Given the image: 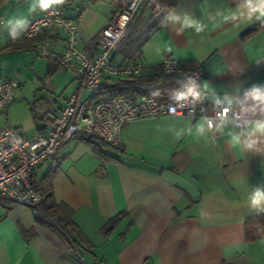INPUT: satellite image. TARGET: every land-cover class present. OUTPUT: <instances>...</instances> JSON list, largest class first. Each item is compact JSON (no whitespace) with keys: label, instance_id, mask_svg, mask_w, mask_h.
<instances>
[{"label":"crops","instance_id":"crops-1","mask_svg":"<svg viewBox=\"0 0 264 264\" xmlns=\"http://www.w3.org/2000/svg\"><path fill=\"white\" fill-rule=\"evenodd\" d=\"M243 2L179 0L131 59L144 64L143 75L162 66L166 57L204 69L200 89L209 107L236 105L235 94L249 83L264 91V28L241 37L264 17L249 16ZM54 5L77 20L86 50L113 15L111 0ZM39 8L36 4L31 10L32 0L0 5V72L19 81L13 100L0 113V127H13L27 138L45 134L71 94L91 98L98 92L80 89L74 68L39 54L44 45L63 49L59 29L43 28L27 39L22 30L16 39L9 35V17L27 21ZM185 18L195 23L185 26ZM18 40L24 45L18 47ZM122 47L114 51L116 60H131L124 58ZM26 78L36 82L32 95L24 89ZM118 78L106 75L102 84ZM18 107L38 114V121L31 115V135L13 116ZM258 123H264V115L253 113L242 130L229 119L209 129L202 118L163 115L126 123L117 146L100 139L98 145L85 139L66 142L55 160L38 166L32 183L51 176L55 202L71 209L75 244L69 246L37 221L31 206H8L0 199V264H264V233L255 221L264 209L248 203L253 189L264 188V130L256 128Z\"/></svg>","mask_w":264,"mask_h":264},{"label":"built area","instance_id":"built-area-1","mask_svg":"<svg viewBox=\"0 0 264 264\" xmlns=\"http://www.w3.org/2000/svg\"><path fill=\"white\" fill-rule=\"evenodd\" d=\"M143 0H126L113 14L95 37V45L86 50L80 44V33L76 19L63 15L59 6L52 5L46 11L39 8L27 20L22 36L36 37L43 28L59 29L64 36V46L55 51L46 45L39 54L50 63L65 68H74L78 85L82 90L97 91L105 76L131 77L141 74L144 64L137 59L119 62L114 51L127 35L132 19ZM165 74L175 75L178 88L163 96L159 90L150 95H113L101 99L81 98L71 94L51 118L45 134L33 138L21 135L10 126L0 127V199L35 207L41 200V193L32 186L35 171L47 160H55L63 144L79 141L83 134L94 136L103 142L120 144L122 127L139 118L163 115L202 118L209 129L224 119L242 130L253 118V113L230 105L209 107L200 89L205 76L202 68H187L175 58L163 59ZM19 81L0 72V113L13 100ZM192 88L198 96L188 94Z\"/></svg>","mask_w":264,"mask_h":264},{"label":"trees","instance_id":"trees-1","mask_svg":"<svg viewBox=\"0 0 264 264\" xmlns=\"http://www.w3.org/2000/svg\"><path fill=\"white\" fill-rule=\"evenodd\" d=\"M5 1L0 0V5ZM124 1L126 0H111L113 5L112 14H115L119 10ZM178 1L143 0L141 2L140 6L143 3L141 14L146 9H149L150 15L146 24L142 27L138 26V21L130 24L127 35L121 41L123 43L121 51L124 58H134L136 52L140 51L142 45L164 24L168 12ZM262 28H264V19L257 21L245 29L241 33V37L246 38ZM24 38L27 39L28 37ZM23 43V40H18L16 45L21 47L24 45ZM156 88L161 89L163 95L169 94L178 88L175 76L165 74L162 66H157L149 75H143L141 73L137 76L118 78L110 84L103 83L97 90L98 92H93L95 94L91 98L98 100L113 95H150ZM235 95L238 98V103L234 107L264 115V91L256 86L255 83L245 85ZM81 139H85L93 145L101 143L98 138L91 135L83 134L80 136ZM48 177L45 179V182L39 185L32 183L33 188L41 193V200L35 207H32L35 212V219L56 231L69 246L74 245L76 242L73 236L75 223L71 218V209L64 203L55 202L51 187V176L49 175ZM1 202L8 206L14 203V201L5 198H1ZM255 221L259 224V228L262 231H260V234L264 233V213L258 214L255 217Z\"/></svg>","mask_w":264,"mask_h":264},{"label":"clouds","instance_id":"clouds-1","mask_svg":"<svg viewBox=\"0 0 264 264\" xmlns=\"http://www.w3.org/2000/svg\"><path fill=\"white\" fill-rule=\"evenodd\" d=\"M64 0H32V9L34 10L36 4H39V7L42 11H46L52 5L57 3H63ZM243 6L247 8L249 16L258 14L257 18L264 17V0H244ZM195 22L185 18V26H192ZM27 25L25 17L12 16L7 19V26L9 27V35L16 39L18 36L17 30H23ZM197 30L199 26L197 25ZM188 94L198 96V93L194 89L189 88L187 93H180V98H185ZM202 126H197V131H200ZM258 130H264V123H258L256 125ZM233 144H238V137H231ZM249 206L253 209H264V188H255L251 191L248 197Z\"/></svg>","mask_w":264,"mask_h":264},{"label":"rangeland","instance_id":"rangeland-1","mask_svg":"<svg viewBox=\"0 0 264 264\" xmlns=\"http://www.w3.org/2000/svg\"><path fill=\"white\" fill-rule=\"evenodd\" d=\"M142 5H143V3H142ZM142 5L139 7L138 13L134 16V18L132 19V22H131V24H132L133 22L138 21V26L139 27H142V26H144L146 24V22L148 20V15L150 13V12H148V10H146L144 13L140 14ZM31 72L34 75V72L32 70H31ZM34 77H35L34 79H36L35 81H37L40 84L41 81L39 79H37L36 75ZM35 83L36 82L33 83L32 81H29V79H27V78L25 79L23 85H24V89H26L28 95H32L33 92L35 91V86H36ZM15 112L16 113L13 114L15 119L17 118L18 119L17 121L20 120V122H22V125L24 126L27 134L31 135L32 132H34V130H35V125H34V122H33L34 120H33L31 115L33 114V116L37 119L36 121H38V119H39L38 118V114L34 110H33L32 114H30V112L28 110H26L24 107L16 108ZM34 136H32L30 138H33Z\"/></svg>","mask_w":264,"mask_h":264}]
</instances>
